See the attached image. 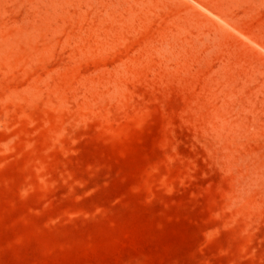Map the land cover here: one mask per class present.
<instances>
[{"label": "rangeland", "instance_id": "374dc122", "mask_svg": "<svg viewBox=\"0 0 264 264\" xmlns=\"http://www.w3.org/2000/svg\"><path fill=\"white\" fill-rule=\"evenodd\" d=\"M0 264H264V0H0Z\"/></svg>", "mask_w": 264, "mask_h": 264}]
</instances>
